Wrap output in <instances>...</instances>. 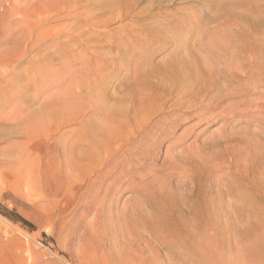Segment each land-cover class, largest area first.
Masks as SVG:
<instances>
[{"label":"rangeland","instance_id":"374dc122","mask_svg":"<svg viewBox=\"0 0 264 264\" xmlns=\"http://www.w3.org/2000/svg\"><path fill=\"white\" fill-rule=\"evenodd\" d=\"M253 23L264 24V0H0V264H191L170 248L150 251L121 236L116 217L100 221L64 164L87 132H108L111 141L117 130L123 142L126 113H147L150 120L131 123L128 144L144 133L153 142H144L139 158L120 148L97 171L118 162L105 187L118 177L109 202L119 211L130 215L137 203L149 209L140 182L150 187L143 194L149 199L222 189L227 202L219 180L264 182V72L255 68L260 78L248 82L247 68L223 53L262 54L264 45L242 41L258 33ZM177 64L195 91L214 77L223 90L184 108L169 81L152 76ZM234 69L243 71L234 76ZM170 111L175 123L160 133L150 127ZM236 192L233 206L244 198ZM253 192L264 198L263 190ZM261 233L223 261L243 264L255 249L252 259L264 264V224Z\"/></svg>","mask_w":264,"mask_h":264},{"label":"bare ground","instance_id":"6f19581e","mask_svg":"<svg viewBox=\"0 0 264 264\" xmlns=\"http://www.w3.org/2000/svg\"><path fill=\"white\" fill-rule=\"evenodd\" d=\"M253 26L258 33L255 35L247 33L246 38L242 41L249 45H260V48H262L264 45V37L260 33L262 31L260 28H263L264 31V24L257 25L256 23H253ZM223 53L224 57L227 56L225 59L230 58L233 61L239 60L240 63L247 68L246 73L248 75V82L260 78L259 76L256 77V72L258 71H255V68L259 71L261 70L258 72L259 74L264 72V50L262 54H259V51H255L254 49L253 51H229L226 49ZM179 65H173L168 72L156 71L155 73L157 76L154 74L152 76H154V78L158 77L162 82L169 81L170 90L177 92L181 97V100L186 99V102L183 103L184 108H189L195 104V101L200 100V95L208 94L212 90L216 93L223 90V87L217 83L216 78L214 77L215 80L211 78V80L208 81L210 86L202 87V91H195L193 86L196 85V82L192 83V80H188L189 78L185 74V70H181V66ZM238 71L241 72L243 70L234 69L232 70V74L237 76L235 73ZM260 79L264 81V78ZM171 91L168 93L172 94ZM185 104H188L189 106H185ZM180 107H182L181 104ZM174 113L175 112L170 111L163 116V121L155 120L150 127L160 133L159 129H161L160 127L163 128L164 124H172L176 122L172 119ZM125 119L130 134L125 136L126 139L123 142L117 139L120 138V133L117 130L112 131V134L115 135V137L111 141L109 140L108 132L99 131V129H97L98 131L91 130L87 132L88 137L85 142H80V144L77 143L72 146L68 153L69 158L66 159L64 164L70 171L69 176H79V181L81 180V183L79 187L77 185L74 190L78 188L77 192L78 190L84 191L85 195L81 197V199H86L85 202L87 208L94 209L100 221L106 222L112 220V217H116L115 224L117 225L121 236L128 235V237L137 240L138 243L142 242L146 249L150 251L155 250V244L170 248L174 254L176 253L178 255L177 257H179V259L182 258L191 264H209V261H212L214 264H226L222 259V255L225 254L226 251L232 253V251H234V245L240 246V243H254L261 239L263 236L261 233V227L264 224V198L260 200L257 197L258 195L253 192V190L258 192L260 189L264 191V182H262L260 178L252 177L253 179L248 180L250 179L249 176L245 178L243 176L242 179L245 181L242 180L244 181L242 184L237 178H232V182L219 180L221 183L219 187H226L229 192L228 196L231 195V199L228 200V202L224 199V193L219 191L222 189H218L213 196L209 195L207 197L202 193H197L199 195L197 197L195 196V198H191L187 195H185L184 198H177L178 196L172 194L173 196L169 195V197L162 196L149 199L147 195L143 194L146 190H149L150 187L145 183L140 182V190L142 194L140 196L149 203V205H147L149 206V209L144 211L139 203H137L136 206H133L134 209L130 215L129 212L127 215L125 214V211H119L118 207H116L113 202H109V190L112 188V185L117 183L118 177L113 179L111 186L105 187V182L111 177L112 171H116L115 168L117 167L118 162L114 163L108 169H105L103 173H97V171L100 170L101 172L103 168L107 166V163L111 162L112 159L118 155L120 148L130 152L131 158H139V149L144 142H153L151 135L144 133L141 136V139H139V143L138 141H135L132 142L131 146L128 144L130 138L136 133V131L132 130L131 123L138 119L144 121L150 120L151 118L147 113L139 114L127 112ZM139 131H141V129H137V132ZM162 134H164L163 131ZM113 148L116 149L114 150ZM143 158L144 155L140 157V160ZM67 160L69 161V166ZM200 169L201 168H199V170ZM92 171H94V175L91 173ZM90 173L93 175L91 180L88 179ZM142 177L140 176V178ZM247 180L249 183H247ZM245 182L247 184H245ZM85 184L86 186H84ZM119 189L120 188H115V192L112 191L113 195L119 194ZM239 190L243 193L244 198L242 199V202L233 206V202L235 201L234 197L237 195L236 191ZM261 196H264V194ZM119 198L117 199L119 200ZM224 203L226 204L225 210L221 208L224 207ZM218 204H220L221 207ZM98 218L96 217V219ZM94 222L97 224L98 221ZM128 224H130V227ZM135 228L139 229V231L135 230ZM147 233L151 236V239L145 240V235L148 236ZM206 243L209 245V249L207 248ZM254 250L255 249L248 250V254H246L247 258L243 264H251L254 262L259 264L263 260V258L261 260L259 258L252 259L251 255H253V253L255 254Z\"/></svg>","mask_w":264,"mask_h":264}]
</instances>
